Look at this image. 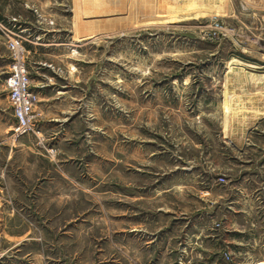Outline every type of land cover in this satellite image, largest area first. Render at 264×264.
Returning <instances> with one entry per match:
<instances>
[{
    "label": "rangeland",
    "instance_id": "rangeland-1",
    "mask_svg": "<svg viewBox=\"0 0 264 264\" xmlns=\"http://www.w3.org/2000/svg\"><path fill=\"white\" fill-rule=\"evenodd\" d=\"M0 185V264H264V0H0Z\"/></svg>",
    "mask_w": 264,
    "mask_h": 264
},
{
    "label": "built area",
    "instance_id": "built-area-1",
    "mask_svg": "<svg viewBox=\"0 0 264 264\" xmlns=\"http://www.w3.org/2000/svg\"><path fill=\"white\" fill-rule=\"evenodd\" d=\"M9 48L13 63L6 79V90L15 120L12 134L18 138L34 131V108L38 103V96L31 88L22 42L9 37Z\"/></svg>",
    "mask_w": 264,
    "mask_h": 264
},
{
    "label": "crops",
    "instance_id": "crops-1",
    "mask_svg": "<svg viewBox=\"0 0 264 264\" xmlns=\"http://www.w3.org/2000/svg\"><path fill=\"white\" fill-rule=\"evenodd\" d=\"M15 22V21H14ZM9 103V102H8ZM0 188H1V185H0ZM0 197H1V194H0ZM3 257V254H0V258H2Z\"/></svg>",
    "mask_w": 264,
    "mask_h": 264
}]
</instances>
